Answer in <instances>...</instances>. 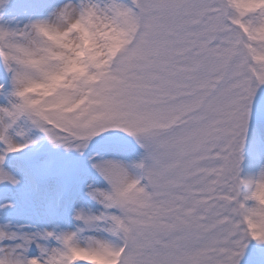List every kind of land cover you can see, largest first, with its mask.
Listing matches in <instances>:
<instances>
[{
    "label": "snow or ice",
    "instance_id": "6c2138e0",
    "mask_svg": "<svg viewBox=\"0 0 264 264\" xmlns=\"http://www.w3.org/2000/svg\"><path fill=\"white\" fill-rule=\"evenodd\" d=\"M262 189L264 0H0V264H264Z\"/></svg>",
    "mask_w": 264,
    "mask_h": 264
},
{
    "label": "rangeland",
    "instance_id": "374dc122",
    "mask_svg": "<svg viewBox=\"0 0 264 264\" xmlns=\"http://www.w3.org/2000/svg\"><path fill=\"white\" fill-rule=\"evenodd\" d=\"M13 220V222H23V221H33L36 222V218L30 215H24V216H19L17 218L15 217H8Z\"/></svg>",
    "mask_w": 264,
    "mask_h": 264
},
{
    "label": "clouds",
    "instance_id": "9594fccd",
    "mask_svg": "<svg viewBox=\"0 0 264 264\" xmlns=\"http://www.w3.org/2000/svg\"><path fill=\"white\" fill-rule=\"evenodd\" d=\"M259 198L261 201H264V189H262L259 193Z\"/></svg>",
    "mask_w": 264,
    "mask_h": 264
}]
</instances>
